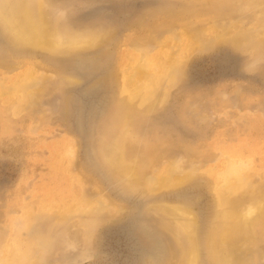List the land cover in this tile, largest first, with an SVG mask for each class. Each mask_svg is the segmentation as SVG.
Segmentation results:
<instances>
[{"label": "rangeland", "instance_id": "obj_1", "mask_svg": "<svg viewBox=\"0 0 264 264\" xmlns=\"http://www.w3.org/2000/svg\"><path fill=\"white\" fill-rule=\"evenodd\" d=\"M2 7L0 264H264V0Z\"/></svg>", "mask_w": 264, "mask_h": 264}, {"label": "bare ground", "instance_id": "obj_2", "mask_svg": "<svg viewBox=\"0 0 264 264\" xmlns=\"http://www.w3.org/2000/svg\"><path fill=\"white\" fill-rule=\"evenodd\" d=\"M0 17L6 19V27L13 30L14 33L19 37L20 40H26L29 41L33 44H41L43 46L47 45H60L61 41L60 39L57 38H49V40L45 37H43L42 33V26L39 25L34 18L30 16H25L24 14L20 12H12L11 9L2 7L0 8ZM46 31V30H45ZM51 33V32H50ZM56 33V32H55ZM93 39V38H92ZM86 40V38H85ZM50 41V42H49ZM76 42V40H75ZM90 43V42H89ZM82 44V43H81ZM92 44V43H91ZM75 45V43L73 44ZM73 47V46H72ZM57 48V47H56ZM70 48V47H69ZM144 55V54H143ZM146 59V58H145ZM144 63V62H143ZM147 63V62H146ZM67 80V79H66ZM114 157V155H113ZM246 166V165H245ZM227 167V166H225ZM240 165L237 162H231L230 165L228 166L226 171H224L222 174L226 179H229L233 175L237 174L239 172ZM179 171V170H178ZM169 173V172H168ZM180 173V172H179ZM184 173V172H183ZM168 176V175H167ZM171 178V177H170ZM137 179V178H136ZM169 179V178H168ZM233 179V178H232ZM241 179V178H240ZM169 181V180H168ZM219 182V181H218ZM229 184V183H228ZM249 184V183H248ZM245 190V189H244ZM261 197L259 200L254 204V206H248L247 208L239 209V211L233 212L230 214L228 217H233L231 220L226 219L227 227L221 228L222 230H227L230 229L231 231H236L237 228L240 226V222L246 218L249 217L250 215H253V213L258 212V214L261 212V210L264 208V194L260 195ZM241 198V196H240ZM159 208V207H158ZM176 209V208H175ZM174 209V211H175ZM181 217L186 216L188 214V211L184 209H178L176 210ZM164 213V212H163ZM178 214V215H179ZM221 214V213H220ZM228 213L225 214L227 216ZM189 215L188 217L191 219ZM179 217V216H178ZM186 217V218H188ZM190 219H182L178 221L179 226L183 227V229L191 234L192 233V226H193V221ZM175 220V218H174ZM229 220V221H228ZM247 221V220H246ZM175 222V221H174ZM177 222V221H176ZM245 224V223H244ZM246 225V224H245ZM220 226V225H219ZM175 228V227H174ZM220 231L222 232V230ZM217 229L216 231H218ZM215 231V230H214ZM176 232V231H175ZM228 232V231H227ZM220 235V234H219ZM180 236V234H179ZM234 237V236H233ZM220 237H218L219 239ZM226 238V235H225ZM224 238V239H225ZM222 239V240H224ZM216 244V243H215ZM220 244V243H219ZM232 244V243H231ZM235 245V244H234ZM229 246V245H228ZM232 247V246H231ZM236 247V246H235ZM234 248V247H233ZM228 249V248H227ZM229 250V249H228ZM232 250V249H231ZM237 251V250H236ZM188 259L185 264H196L198 260V252L197 249L194 246V240L191 239L189 243V248H188ZM87 255V254H86ZM74 258V257H73ZM88 258V257H87ZM72 260V258H71ZM70 261V260H69ZM78 262V261H77ZM70 264V263H69Z\"/></svg>", "mask_w": 264, "mask_h": 264}]
</instances>
